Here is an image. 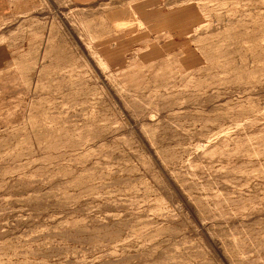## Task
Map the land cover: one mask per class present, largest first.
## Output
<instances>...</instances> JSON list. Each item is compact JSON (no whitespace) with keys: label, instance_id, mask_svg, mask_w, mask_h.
<instances>
[{"label":"rangeland","instance_id":"obj_1","mask_svg":"<svg viewBox=\"0 0 264 264\" xmlns=\"http://www.w3.org/2000/svg\"><path fill=\"white\" fill-rule=\"evenodd\" d=\"M0 264H264V0H0Z\"/></svg>","mask_w":264,"mask_h":264}]
</instances>
